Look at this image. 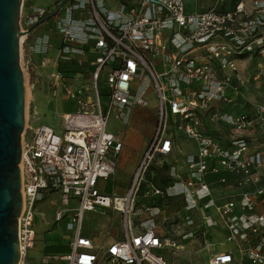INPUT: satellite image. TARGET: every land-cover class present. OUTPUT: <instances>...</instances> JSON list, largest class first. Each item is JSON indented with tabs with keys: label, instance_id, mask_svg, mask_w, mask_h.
Segmentation results:
<instances>
[{
	"label": "built area",
	"instance_id": "obj_1",
	"mask_svg": "<svg viewBox=\"0 0 264 264\" xmlns=\"http://www.w3.org/2000/svg\"><path fill=\"white\" fill-rule=\"evenodd\" d=\"M221 3L231 5L188 11L185 0H55L52 10L35 6L21 13L23 30L56 16L52 28L59 60L83 64L91 48L99 51L92 87L85 93L65 86L66 98L80 107L62 116L60 131L27 115L18 264H39L30 257L38 205L55 194L67 208L57 210L54 221L66 218L72 235L69 251L47 254V264H170L158 252L168 245L155 221L160 209L155 207L138 226L130 215L149 162L156 154L172 153L179 136L197 144L187 158L188 176L157 193L184 196L187 212L215 207L225 231L224 249L212 253L208 264H264V130H256V124L264 126V100L250 111L219 107L244 97L247 81L238 61L264 53V0ZM103 72L105 91L100 88ZM55 76L61 79L60 72ZM151 93L159 102L160 125L131 189L123 197L101 192L99 181L116 172L115 155L123 148L120 135L108 129L109 118L115 112L117 119L129 122V111L148 107ZM207 112L211 121H224L232 135L222 138L206 130ZM210 175L223 187L221 203ZM71 200L76 205L69 207ZM99 210L120 212L124 234L101 249L83 234L86 212ZM191 217L185 216L192 224ZM200 223L204 230L219 225L212 215L202 216Z\"/></svg>",
	"mask_w": 264,
	"mask_h": 264
},
{
	"label": "rangeland",
	"instance_id": "obj_2",
	"mask_svg": "<svg viewBox=\"0 0 264 264\" xmlns=\"http://www.w3.org/2000/svg\"><path fill=\"white\" fill-rule=\"evenodd\" d=\"M188 11H204L212 8H226L228 3H221V0H185ZM55 0H40V4L47 7V9H54ZM29 0H23L22 15L26 14L28 10ZM53 5V6H52ZM56 16L47 20L41 29L39 35H43L45 46L39 51L36 60L29 59L32 53V44L27 42L28 35L24 34L23 44L21 45V64L25 74V88H26V114L31 115L32 118L40 120L55 129L61 130L63 126L65 109L79 108L80 104L75 101L64 100L65 86L70 88L86 90L92 87L94 66L89 65V62L94 61L95 56L91 57L88 62H83L81 70L70 73L60 72L59 66L65 65L66 62L58 58V45L55 34L53 33V24ZM37 27L30 34L38 32ZM38 35V36H39ZM21 36V37H22ZM22 40V41H23ZM21 41V42H22ZM93 58V59H92ZM239 63V73L246 79L245 89H243L244 97H237L232 103H219L222 111L237 113L243 109L247 111L252 110L255 103L264 100V53L253 54L252 56L244 57ZM61 73L59 80L55 74ZM104 75L102 73L100 79V88H106L104 84ZM105 91V90H103ZM150 104L146 108L150 113L149 118L145 113L139 112L137 109L129 111V122H123L116 118V113L113 112L109 118L108 129L116 134L122 136L126 134L136 135L128 137L132 140V156L122 158L121 155H115L117 162L116 172L105 180L102 185V191L114 195L116 189L122 186L125 191L122 194L115 195L123 197L126 196L131 189L132 181L135 176L136 167L144 157V150L146 144L151 143L155 137L156 131L160 125L157 115V99L154 93L148 95ZM69 99V98H68ZM84 99V97H82ZM44 102V112L38 113L34 108V101ZM76 100V99H75ZM71 105V106H70ZM74 105L75 108H74ZM67 106V108L65 107ZM69 111V110H68ZM209 112L204 113L203 118L204 127L210 132H214L222 137L228 138L232 135L231 128L224 123V121H211L207 116ZM203 114V115H204ZM210 114V113H209ZM26 115V117H27ZM264 130V126L260 128L256 124V130ZM181 146L188 152H194L197 145L193 141H184ZM127 148V147H125ZM133 159V160H132ZM185 170V165L182 162L181 155L176 153L170 155L156 154L149 162L148 168L143 175L141 186L134 197V209L131 213L136 226L141 221L148 218L150 212L158 207L159 213L155 216V221L159 232L167 241L168 245L158 252L162 253L170 264H208L212 253L223 251L222 243L225 238L223 231L215 232L222 224L219 223L214 231L206 233L201 227L200 219L204 215H212L214 218L220 220V216L215 210V207L203 210H193L187 212L186 205L188 204L184 196H169L157 193L158 190H165L167 184H164V179L170 178L173 172L181 173ZM76 205V201L71 200L70 206ZM61 196L55 194L54 197L48 198L46 201L38 205V213L36 216L37 241L33 249L30 250V257L39 264H47L44 262L47 254L57 253L53 246H67L69 236L72 235L71 230L66 227V218L64 221L55 222L54 214L59 209H65ZM192 215L194 223H189L185 216ZM108 218L106 226L100 225L101 218ZM110 220V221H109ZM83 234L88 236H97L95 244L97 246L107 240L120 239L123 234L122 219L120 212L110 210L106 212H86L83 221ZM100 237V238H99ZM227 247L232 246L227 242Z\"/></svg>",
	"mask_w": 264,
	"mask_h": 264
},
{
	"label": "water",
	"instance_id": "obj_3",
	"mask_svg": "<svg viewBox=\"0 0 264 264\" xmlns=\"http://www.w3.org/2000/svg\"><path fill=\"white\" fill-rule=\"evenodd\" d=\"M23 0H0V264H18V219L23 209L22 146L26 125L25 74L21 36L44 24V17L22 29Z\"/></svg>",
	"mask_w": 264,
	"mask_h": 264
},
{
	"label": "crops",
	"instance_id": "obj_4",
	"mask_svg": "<svg viewBox=\"0 0 264 264\" xmlns=\"http://www.w3.org/2000/svg\"><path fill=\"white\" fill-rule=\"evenodd\" d=\"M35 6H43V5H41L40 4V0H29V5H28V8L27 9H30V8H33V7H35ZM28 35H30V34H28ZM44 46H45V41H44V38H43V35H39V36H37L36 38H35V40H34V42H33V44H32V47L31 48H33L32 49V53H31V55H30V57H29V59H31V60H36L37 59V57H38V55H39V51L42 49V48H44ZM98 51L99 50H96L95 48H91L90 49V51H88L87 53H86V56L83 58V59H85L86 60V62H88V60H91V57L92 56H95V58H97V56H98ZM93 59V58H92ZM89 65H90V67L91 66H94V64H93V61L92 62H89ZM95 67V66H94ZM95 69V68H94ZM62 99H64V100H68V101H70V104H71V100L70 99H68V98H62ZM34 101V108H35V110H36V112H38V113H41V112H44V110H45V105H46V103H44V102H38L37 104L35 103V100H33ZM71 106V105H70ZM75 106L76 105H74V108H75ZM66 108H67V106H65ZM70 108V107H69ZM65 109L62 113L64 114L66 111L67 112H70V111H73L74 109H73V107L71 108V109ZM147 108V107H146ZM146 108H142V107H137V106H135V107H133V109H137L139 112H142V113H145L146 115H147V117L149 118V115H150V113L149 112H147V110H146ZM69 110V111H68ZM66 112V113H67ZM52 126V125H51ZM111 132H113V131H111ZM114 133V132H113ZM114 134H116V133H114ZM118 135H120V137L123 139V148H122V150H121V152L119 153V155H121V157L122 158H128V157H130V156H132V154H131V151H132V140L130 139V138H128V137H134V136H136V135H133V134H131L130 133V135L129 134H126V135H124V136H122L121 134H118ZM175 145H174V150H173V152L172 153H170V154H174V153H176V154H178V155H181V157H182V162H183V164L185 165V170L182 172V174L179 172V173H175V172H173L172 174H176V175H172L170 178H166L167 180H168V182L166 183L167 184V187H170L173 183H174V181H176L177 179H179L180 180V178L181 179H186L187 178V176H188V163H187V158H188V156L189 155H191V154H195V152L197 151V148H196V150L194 151V152H188L186 149H184L182 146H181V144H183L184 143V141H185V143H186V141H192V140H189V139H187V138H183V137H181V136H179V137H176L175 138ZM194 142V141H193ZM195 143V142H194ZM149 142L146 144V147H145V150H144V154H145V152H146V150H147V148H148V146H149ZM195 145H197L196 143H195ZM125 147H127V148H125ZM169 154V155H170ZM133 160V159H132ZM141 162V161H140ZM139 162V163H140ZM139 163H138V165H139ZM138 165H137V167H138ZM118 166V165H117ZM136 167V169H138ZM117 169V168H116ZM233 177L231 176V179H232ZM208 179L211 181V182H214L215 184H214V186H213V188H214V196H215V198H216V200H217V202L218 203H221L222 201H224V191H223V187L220 185V184H217L216 183V180H217V177L216 176H214V175H210L209 177H208ZM105 180H100L99 181V188H100V190H101V192H104V193H107V194H110V193H108V192H105V191H102V189H101V185H102V183L104 182ZM165 184V183H164ZM166 187V188H167ZM165 188V189H166ZM124 191H125V189L122 187V186H119L117 189H116V191H115V193L114 194H116V193H118V194H122V193H124ZM172 196V195H171ZM173 196H179V195H173ZM164 197V196H163ZM165 197H169V195H166ZM106 211H110V210H106ZM106 211H101V210H99V211H95V212H106ZM107 219L108 218H105V217H103V218H101V222L99 223L100 225H103V226H106L108 223H106V221H107ZM216 220H218L217 218H216ZM110 221V220H109ZM218 222L220 223L221 221L220 220H218ZM213 231L215 230V229H212ZM211 229H206V230H204V231H206V233H207V231L208 232H211L212 231ZM222 232L223 231V234H225V231L223 230V228L222 227H219V228H217L216 230H215V232ZM158 232H159V230H158ZM159 235H161V237H163L162 236V234H161V232H159ZM86 236H88V235H86ZM88 237H90V238H92L93 239V241H94V243H95V239H97V236H88ZM123 237V236H122ZM100 238V237H99ZM164 238V237H163ZM121 239V238H120ZM115 240H117V239H112V240H105L103 243H102V245H99V246H97L96 244H95V246H96V248H98V249H101V248H106L109 244H111L113 241H115ZM52 249H55V251H57V253H67L68 251H69V247H68V245L67 246H64V245H62V246H59V245H56V246H53L52 247Z\"/></svg>",
	"mask_w": 264,
	"mask_h": 264
},
{
	"label": "trees",
	"instance_id": "obj_5",
	"mask_svg": "<svg viewBox=\"0 0 264 264\" xmlns=\"http://www.w3.org/2000/svg\"><path fill=\"white\" fill-rule=\"evenodd\" d=\"M44 26L42 27H39L38 29V32L37 33H34V34H30L28 35V38H27V42L28 43H33L35 38L41 33V29L43 28ZM257 55V53H256ZM249 55L247 56H243V57H248ZM82 64H80L79 62H77L76 60H72L70 62H66L65 65H60L59 66V71L60 72H70V73H74V72H77V71H80L81 70V66ZM168 182L167 179H164V183L166 184Z\"/></svg>",
	"mask_w": 264,
	"mask_h": 264
},
{
	"label": "bare ground",
	"instance_id": "obj_6",
	"mask_svg": "<svg viewBox=\"0 0 264 264\" xmlns=\"http://www.w3.org/2000/svg\"><path fill=\"white\" fill-rule=\"evenodd\" d=\"M23 40V36L21 37V41ZM26 103H27V99H26ZM27 115V114H26ZM27 118V117H26Z\"/></svg>",
	"mask_w": 264,
	"mask_h": 264
}]
</instances>
